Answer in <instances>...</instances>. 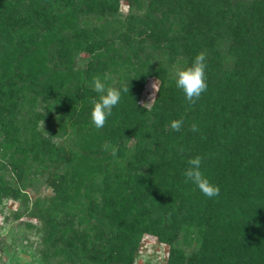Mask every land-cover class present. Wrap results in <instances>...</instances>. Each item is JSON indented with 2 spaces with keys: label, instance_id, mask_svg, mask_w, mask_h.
<instances>
[{
  "label": "trees",
  "instance_id": "obj_1",
  "mask_svg": "<svg viewBox=\"0 0 264 264\" xmlns=\"http://www.w3.org/2000/svg\"><path fill=\"white\" fill-rule=\"evenodd\" d=\"M14 1L27 28H18L21 40L1 42L0 68L8 78L19 57L30 65L20 77L30 91L20 99L56 102L64 117L56 136H68L73 148L66 154L63 144L42 136L46 117L29 121L35 158L69 165L66 174L56 171L52 184L60 200L68 196L74 205L49 217V233L72 255L82 244L77 259L83 264H135L145 233L172 244L168 264H264V0ZM123 2L130 8L126 17ZM89 15L99 19L93 31ZM83 51L88 64L76 70L74 59ZM155 51L167 65L154 63ZM201 52L208 89L189 107L169 65L187 68ZM55 60L66 68L53 67ZM113 75V87L130 91L96 129L93 77L112 87ZM151 77L159 87L147 110L140 98ZM16 98L10 91L6 97L15 109ZM181 118V131H173L170 122ZM193 122L197 133L189 130ZM3 128L6 143H13L15 130ZM106 143L117 155L103 150ZM197 155L204 175L220 188L218 197L185 183L187 160ZM14 162L18 173L25 169V160ZM183 233L198 245L189 255L174 246Z\"/></svg>",
  "mask_w": 264,
  "mask_h": 264
},
{
  "label": "rangeland",
  "instance_id": "obj_2",
  "mask_svg": "<svg viewBox=\"0 0 264 264\" xmlns=\"http://www.w3.org/2000/svg\"><path fill=\"white\" fill-rule=\"evenodd\" d=\"M14 4L15 1L0 0L1 49L3 48L1 42L7 41L8 38L18 40L20 36H25V33L20 35V31L27 28V23L24 19H18V16L23 13L17 12ZM129 10L127 3L123 2L120 8L122 17H126ZM134 11L136 12L138 9ZM138 12L141 13L143 10ZM96 18L94 15H89L87 18L91 22L88 24L90 31L99 25V19L96 21ZM147 51L151 52L150 48H147ZM155 55L157 58L154 63L161 61L167 65V59L163 57L162 51H155ZM88 57V52L83 51L78 54L74 59L73 68L76 70L85 68L88 64ZM56 63L55 60L51 62V65L53 67L59 66ZM0 65H2L1 62ZM29 66L19 57L18 61L15 60L10 63L12 75L8 78L3 75V69L0 68V264H83L77 259L84 253L82 252V244L78 245L76 255H72L63 241L49 233L50 228L47 225L50 220L49 217L51 215L56 217L58 212L62 214L63 210H68L69 206L73 204L68 196L63 195L62 200H60L52 184V178L56 171L66 174L69 165L64 162L56 167L49 156L35 158L31 151V134L35 125L29 121L33 116L37 117L38 114L46 117L47 122L42 120L39 126L42 136L47 139L53 137L54 140L52 141L59 145L63 144L62 149L66 154H70L73 148L68 136H64V138L56 136V132L59 131L58 128L63 122L62 118H64L63 110L58 108L56 102L53 100L45 102L42 97L36 100L27 98L24 102L20 99L21 96L24 97L30 91L25 82L20 79L21 73L27 72ZM169 67L170 72H175V67L171 68V65ZM65 68V65L59 66V69ZM124 69L128 68L124 67ZM112 78L115 79L112 83L113 87L117 77L113 75ZM155 82L158 89V79L153 77L148 79L140 98L141 105L150 103L152 98L151 104L153 103L157 94L155 92L153 97L155 90L152 85ZM9 91L11 94L13 92L18 95V98L15 99L18 105L16 109L8 103L9 100H6ZM12 103L14 102L12 101ZM6 125L15 130L13 133L16 132V139L11 138L14 140L13 143L7 144L4 139L5 130L3 126ZM4 149L6 155L1 154L5 151ZM59 153L63 154L62 152ZM17 159L25 160V169L20 173L15 171L13 165ZM95 181L99 183L100 179L96 178ZM6 190L9 194L3 193ZM81 199L86 201L84 196H80ZM74 210L71 213L79 211L78 208ZM192 239V236H186L185 233L180 234L174 246L189 255L198 248ZM171 246V243L160 241L157 236L145 233L139 249L135 253V264H168ZM88 264L93 263L89 262Z\"/></svg>",
  "mask_w": 264,
  "mask_h": 264
},
{
  "label": "clouds",
  "instance_id": "obj_3",
  "mask_svg": "<svg viewBox=\"0 0 264 264\" xmlns=\"http://www.w3.org/2000/svg\"><path fill=\"white\" fill-rule=\"evenodd\" d=\"M206 55L201 52L194 58L191 66L184 69H177L173 74L175 86L180 90L186 100L189 107L195 106V104L201 99L202 95L207 91L208 85L206 81ZM109 79L105 74L104 80ZM93 90L98 94V99L93 98L91 104L93 105L90 113V122L96 129H102L108 118L113 115V109L119 104L121 100V94L129 93L130 88L127 85H122L121 89L115 87L106 86L99 76L93 77L92 81ZM155 92L158 91L156 82L152 85ZM153 100V98H152ZM151 100V102H152ZM150 103L143 104V107L147 110ZM184 125L183 118L174 119L170 122L169 127L175 131L180 132ZM189 130L193 133L200 131L199 126L193 122ZM202 139L204 137H201ZM103 150L111 152L113 156L117 155L118 148L109 144L102 145ZM178 151L182 154L184 148L180 147ZM203 157L197 155L187 160V167L183 171L185 183H191L207 198H215L220 195V188L210 182V180L204 175L201 170Z\"/></svg>",
  "mask_w": 264,
  "mask_h": 264
}]
</instances>
